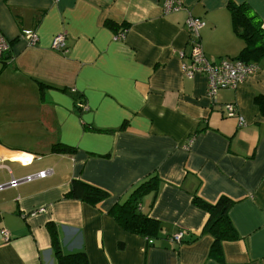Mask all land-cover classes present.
Listing matches in <instances>:
<instances>
[{
	"label": "crops",
	"instance_id": "0c3cea01",
	"mask_svg": "<svg viewBox=\"0 0 264 264\" xmlns=\"http://www.w3.org/2000/svg\"><path fill=\"white\" fill-rule=\"evenodd\" d=\"M174 1L181 9L164 14L165 0H0L10 45L0 60V186L50 171L0 189V232L10 238L0 234V264H55L47 223L64 254L84 252L89 264H264V60L215 99L205 77L182 71L188 17L204 23L208 61L234 60L244 43L228 6H249L264 28V0ZM22 31L37 35L34 47ZM59 34L64 51L51 48ZM228 104L243 126L226 117ZM56 144L73 152L53 154ZM153 176L160 189L140 204L161 224L150 244L108 212ZM73 180L108 197L94 207L66 198ZM194 197L233 203L239 238L219 258L201 236L208 214Z\"/></svg>",
	"mask_w": 264,
	"mask_h": 264
},
{
	"label": "trees",
	"instance_id": "16d2710c",
	"mask_svg": "<svg viewBox=\"0 0 264 264\" xmlns=\"http://www.w3.org/2000/svg\"><path fill=\"white\" fill-rule=\"evenodd\" d=\"M228 10L231 16L232 29L244 43L243 49L234 60L258 65L264 60V28H262L261 20L245 4L240 6L229 5ZM258 101L261 103L260 98ZM50 151L53 154H70L73 152L71 148L61 144L53 145ZM160 186L161 181L156 176L143 181L130 192L122 203L113 205L108 214L125 232L142 237L146 242L158 239L161 224L150 218L148 212H142L140 204L144 197L150 194L154 197ZM107 197L108 194L105 191L77 180L71 182L70 190L66 195V198L93 207ZM192 203L208 214L201 236H210L213 239L209 255L219 258L222 244L236 241L239 238L229 218V210L233 203L226 197H220L215 204H209L194 197ZM46 230L50 236L55 264H89L84 252L68 254L62 252L57 228L53 223H47ZM197 239L198 237L194 241Z\"/></svg>",
	"mask_w": 264,
	"mask_h": 264
},
{
	"label": "built area",
	"instance_id": "2783aa9c",
	"mask_svg": "<svg viewBox=\"0 0 264 264\" xmlns=\"http://www.w3.org/2000/svg\"><path fill=\"white\" fill-rule=\"evenodd\" d=\"M181 5L174 0H165L162 10L164 14L179 11ZM189 36H190V50L188 61L183 65L182 71L187 79H193L196 76H203L207 80V91L211 98L215 99L217 91L223 89H235L239 85L243 84L249 77L255 75L258 72V66L256 64H245L238 60L220 59L217 62H210L206 59L200 42L199 31L204 26V23L198 19L188 17L185 22ZM124 32L115 37L116 40L122 39ZM21 39L26 40L30 47H34L38 38L33 31H22L19 35ZM51 48L57 51H64V36L57 35L52 39ZM10 45L7 39L0 31V60L9 51ZM82 107V105L80 106ZM224 111L227 118H234L237 120L238 125L243 126L244 121L238 115L236 108L232 104L224 106ZM50 175V171H43L34 176H28L22 180H11L10 183L4 187H16L22 183H28L35 179H42ZM4 241L9 240V234L6 231L0 232ZM184 236L183 232H179L172 237V242L180 243ZM150 244L151 241H148Z\"/></svg>",
	"mask_w": 264,
	"mask_h": 264
},
{
	"label": "water",
	"instance_id": "95a60500",
	"mask_svg": "<svg viewBox=\"0 0 264 264\" xmlns=\"http://www.w3.org/2000/svg\"><path fill=\"white\" fill-rule=\"evenodd\" d=\"M0 187H4V186H0Z\"/></svg>",
	"mask_w": 264,
	"mask_h": 264
},
{
	"label": "rangeland",
	"instance_id": "374dc122",
	"mask_svg": "<svg viewBox=\"0 0 264 264\" xmlns=\"http://www.w3.org/2000/svg\"><path fill=\"white\" fill-rule=\"evenodd\" d=\"M220 60V59H219ZM215 62H217V61H215Z\"/></svg>",
	"mask_w": 264,
	"mask_h": 264
}]
</instances>
